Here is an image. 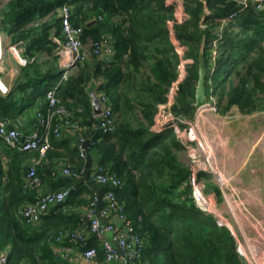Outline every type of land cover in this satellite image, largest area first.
<instances>
[{
    "label": "trees",
    "instance_id": "1",
    "mask_svg": "<svg viewBox=\"0 0 264 264\" xmlns=\"http://www.w3.org/2000/svg\"><path fill=\"white\" fill-rule=\"evenodd\" d=\"M61 2L7 1L0 28L11 35V44L21 41L16 45L22 48L20 55L27 62L21 65L9 91L0 92V119L21 128L18 116L29 117L35 110L34 124L37 112L46 110V92L54 88L75 118L88 127L97 116L87 84L100 79L96 90L108 98L115 127L108 133L86 132L84 137L94 140L89 145L93 167L101 166L122 181L115 192L142 239L141 263L244 264L229 228L218 225L214 215L201 211L191 197L186 183L189 167L179 159L183 143L172 129L156 133L150 127L158 104L167 100L169 87L179 75L181 55L177 46L191 62L178 82L171 104L174 115L193 117L200 54L206 70L207 101L214 102L219 112L226 113L234 105L243 114L264 109V8L257 9L249 2L241 9L238 0H186L187 17L170 24L173 9L165 0H76L71 20L83 27V41L108 36L115 54L107 63L96 59L78 63L79 72L62 79L61 71L54 73L57 44L53 40L54 36L61 37V20L53 15L51 22L43 21ZM232 12L235 16L221 22ZM7 13L10 19L5 21ZM44 54L48 60L39 62ZM68 98L74 101L65 103ZM77 137L69 135L66 141L74 144L69 150L71 157L79 158L77 162L71 158V165L80 170L84 157L76 145ZM57 138L49 133L50 141ZM0 141L10 159L7 183H14L0 194V249H8V264H80L72 256L55 253L52 237L87 226L78 209L88 208L94 190L81 183L63 204H54L38 226L21 221L20 206L36 201L27 203L31 189L24 190L23 186L22 176L29 170L24 166L27 152L8 148ZM2 173L0 166V178ZM58 183L59 187L50 192L72 186L70 179ZM83 188L86 195L81 194ZM214 189L220 194L219 188ZM87 237L84 245L66 239L61 243L76 251L94 246L101 258V239L93 233Z\"/></svg>",
    "mask_w": 264,
    "mask_h": 264
},
{
    "label": "built area",
    "instance_id": "2",
    "mask_svg": "<svg viewBox=\"0 0 264 264\" xmlns=\"http://www.w3.org/2000/svg\"><path fill=\"white\" fill-rule=\"evenodd\" d=\"M242 4L241 9L246 7L249 2H252L257 9L264 8V0H238ZM76 0H62V2L52 11L61 20V37H55L56 48L55 54L61 71V78L65 79L73 68L78 63H84L92 59L110 62L115 54L112 39L108 36H103L99 40H90L84 42L82 39L83 27L72 22V8ZM167 5L173 9V22L180 23L186 17L185 2L186 0H165ZM238 9V10H241ZM236 12H232L229 16L222 18L221 22H225L235 16ZM99 19L102 17L99 16ZM1 23V16H0ZM172 33V32H171ZM173 36V35H172ZM175 42V40H174ZM12 53H17L18 60L22 65L26 64L24 59L16 47L10 44L4 45L3 31L0 28V64L6 50ZM181 49V47H180ZM178 53L181 55L180 63L178 64L179 75L171 84L167 93V100L158 104V109L154 117V122L151 126L153 132H161L165 129H172L179 140L183 143L185 150L190 157L189 174L186 183L190 187V194L196 206L205 213H212L218 225H226L234 235L231 226L223 221V216H218L212 211L214 200L205 191V184L199 175L200 172H206L213 177L220 189L224 201L229 203L228 195L225 194V186L227 178L222 171L217 168L212 162V156L209 152L201 155V150H204L206 142L204 137L198 132L196 126L190 123L183 128L186 122L184 118L178 117L171 111V104L174 101V95L178 87V82L185 74L186 65L191 62V59L182 56V50ZM9 91V86L2 78V69L0 65V92L6 94ZM98 97L101 101V112L97 116V120L90 126L82 125L75 118L73 112L68 109L63 100L56 95L55 89L52 88L46 92L47 107L45 111L37 112V119L33 124V129L29 132H23L16 125L10 126L6 121L0 119V139L4 144L11 149L20 152L37 151L38 157L34 158L32 164L24 179V190H37L42 185L40 176L36 174V164L46 155L47 150L51 147L49 133L53 132L56 137H60L63 132L77 135L79 140H84L89 137H84L86 132L100 130L102 133H108L114 130L115 121L111 104L105 93L100 92ZM204 106L212 111H217L216 104L209 102ZM203 106V107H204ZM94 143L91 139L90 144ZM82 155V154H81ZM92 169H94L92 171ZM91 169V178L99 185L109 184L102 193L104 207L101 210L97 209V196L94 198L87 208V217L90 218L87 226L82 230H68L61 232L53 238L52 250L64 257L72 256L80 264H142L143 257V242L128 219L124 205L116 195L115 189L122 184V181L115 174L106 173L101 166H95ZM85 172V167L80 170H75L70 164L63 167V173L81 176ZM68 192L66 190H58L54 192H46L40 195L35 202L24 205L18 210V216L21 221L28 224L38 223L42 216L49 212L51 206L63 200ZM213 203V204H212ZM224 215V214H223ZM104 218V221L100 219ZM95 234L101 239L103 248V256L100 258L97 255V249L94 246L84 247L82 250L76 251L69 244L61 243L64 239L68 242H81L86 244L88 234ZM106 233L111 236L106 237ZM236 239V248L245 262L248 258L249 247L239 242ZM247 249V250H246ZM0 264H8V249H0Z\"/></svg>",
    "mask_w": 264,
    "mask_h": 264
},
{
    "label": "crops",
    "instance_id": "3",
    "mask_svg": "<svg viewBox=\"0 0 264 264\" xmlns=\"http://www.w3.org/2000/svg\"><path fill=\"white\" fill-rule=\"evenodd\" d=\"M53 15L55 14L51 11L43 21L46 20L51 22ZM55 37L57 36H54L53 40H55ZM89 41L90 39L87 40V42ZM3 42H6L7 46H9L11 44V35L3 32ZM20 43L21 41L12 44L16 45ZM21 50L22 48L19 47V54H21ZM13 55L14 54L7 49L0 64L2 78L8 86L14 84L19 73L17 66H14ZM46 60H48L46 54L39 58V62ZM55 66V73L61 70L57 59ZM5 69L10 71L6 73ZM77 71L78 66L71 70V74L74 75ZM99 82L100 79H94L87 84L89 95L91 91H94L97 95L100 93L96 90ZM118 86L122 88V82H120ZM73 101L74 99L68 98L65 103L70 104ZM34 113L35 110L32 111L29 117H24L21 114L18 116L21 131L29 132L33 129L31 120L34 117ZM184 121L186 123L182 125L183 128L192 123L196 126L201 136L208 139L205 148H203L204 150L200 152L205 154L207 151L211 154L213 164L219 168L227 178V185L225 187L227 189L234 188L240 190L242 197L239 199H242L241 202L244 201L246 204L257 208V205L261 204L264 200V109L249 114H243L240 113L238 108L234 105L226 113H221L219 111L213 112L204 106L195 109L193 117L191 119L184 118ZM69 135L73 136L74 134L63 132L55 142L50 141L51 147L48 149L47 154L35 165L36 174L40 176L42 185L39 189L30 191L31 198L28 199L27 203L32 199H37L46 192L58 188L60 185L58 182L62 179L60 176L64 174L63 167L67 164L71 165V163H74L69 153V150L74 147V144H68L66 141ZM78 148L80 154H82L79 146ZM24 156V166L25 168H29L33 159L38 157V154L35 151H31L24 154ZM76 158L77 157H73L72 159L76 161ZM78 160L79 158H77V161ZM9 161L10 159L5 152V147L0 141V166L3 170L0 178V194H2L5 187L11 189L14 186L13 182L7 183L8 177L6 174ZM207 174V176H201L205 184V191L217 202L219 198H221V194H218L214 188L219 187L213 177H211L209 173ZM22 177L25 179L26 173ZM86 192V188L81 190L82 195H86ZM4 194L7 196L8 192ZM25 204H22L20 207H23ZM52 207L53 206L50 208ZM19 208H17V210ZM78 210L84 214L86 219L87 209L85 207H80ZM39 224L40 222L35 226ZM110 236L111 234L106 235L108 238Z\"/></svg>",
    "mask_w": 264,
    "mask_h": 264
},
{
    "label": "rangeland",
    "instance_id": "4",
    "mask_svg": "<svg viewBox=\"0 0 264 264\" xmlns=\"http://www.w3.org/2000/svg\"><path fill=\"white\" fill-rule=\"evenodd\" d=\"M7 1L8 0H0V16L3 15L2 11L6 7ZM3 17L5 18V21L6 19H10L8 13L4 14ZM4 45L7 46V43L5 42ZM16 47L19 49L20 46L18 45ZM179 50L181 51L182 49L179 47ZM13 54L14 66H17V68L20 69L22 64L18 63L19 60L17 54L14 52ZM5 70L6 73L10 71L7 69ZM132 120L136 124L134 118L131 117V121ZM199 154L204 155L202 152ZM179 159L187 166L190 164V157L188 156L185 147L179 152ZM93 170L94 169H92V171ZM224 191L225 194L228 195L229 203L224 201L221 194V198L215 202V205L212 203V211L218 216H223V221L231 226L237 240L242 242L245 245V248L246 245L249 247L247 253L248 258L244 264H264V200L261 204L257 205V208H254L251 205L246 204L244 201L241 202L242 199H239L242 197L240 190L232 188L225 189ZM210 198L213 200L212 197Z\"/></svg>",
    "mask_w": 264,
    "mask_h": 264
},
{
    "label": "water",
    "instance_id": "5",
    "mask_svg": "<svg viewBox=\"0 0 264 264\" xmlns=\"http://www.w3.org/2000/svg\"><path fill=\"white\" fill-rule=\"evenodd\" d=\"M94 20H92L89 25L93 24ZM206 70L204 66V60H203V55L200 54V61H199V67H198V79L196 82V87H195V98L194 102L192 103V106L195 109H199L203 107L204 105L207 104V95H206ZM90 99L92 103V109L93 113L95 115H98L101 112V101L98 97V95L94 92H90ZM76 144L80 147L82 156L84 157V167H85V172L81 176H74V175H69V174H62L60 178L62 179H70L72 181V186L68 189V192L65 196V198L59 202L58 204H63L65 200L75 191V189L80 185L81 183H86L91 188L94 190L95 195L97 196V209L101 210L104 207V200L102 198V193L105 190L106 187L109 186V184L106 185H99L95 181L92 180L91 178V169L93 167V157L91 156L89 152V145L91 142L90 138H86L84 140H79L77 139ZM102 221H104L103 217H100ZM90 218L86 217L85 223L88 224ZM110 234V233H106Z\"/></svg>",
    "mask_w": 264,
    "mask_h": 264
},
{
    "label": "bare ground",
    "instance_id": "6",
    "mask_svg": "<svg viewBox=\"0 0 264 264\" xmlns=\"http://www.w3.org/2000/svg\"><path fill=\"white\" fill-rule=\"evenodd\" d=\"M200 140H205V142H207L208 139H207V138H203V139H200ZM253 255H254V254H253Z\"/></svg>",
    "mask_w": 264,
    "mask_h": 264
}]
</instances>
